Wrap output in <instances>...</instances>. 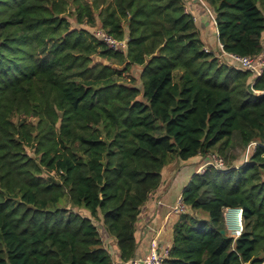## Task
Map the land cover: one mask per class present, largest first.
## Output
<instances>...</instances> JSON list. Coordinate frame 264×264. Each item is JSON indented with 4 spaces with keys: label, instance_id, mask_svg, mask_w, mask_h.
<instances>
[{
    "label": "trees",
    "instance_id": "16d2710c",
    "mask_svg": "<svg viewBox=\"0 0 264 264\" xmlns=\"http://www.w3.org/2000/svg\"><path fill=\"white\" fill-rule=\"evenodd\" d=\"M202 1L225 53L264 52V0ZM252 80L204 51L183 0H0V264H114L101 229L131 261L163 169L211 155L226 171L184 187L163 264H262L264 70Z\"/></svg>",
    "mask_w": 264,
    "mask_h": 264
},
{
    "label": "crops",
    "instance_id": "0c3cea01",
    "mask_svg": "<svg viewBox=\"0 0 264 264\" xmlns=\"http://www.w3.org/2000/svg\"><path fill=\"white\" fill-rule=\"evenodd\" d=\"M183 3L186 12L194 20L204 48L213 53L220 62L232 65L227 58L220 55L213 15L206 3L202 0H183ZM207 161L208 158L197 156L183 163L171 162L163 169L160 187L145 202L135 224L137 248L134 260L138 264L142 263L151 249L160 251L171 246L173 226L179 218V214L173 213L171 208L181 196L188 180L190 181L189 175L192 172L196 174L197 169ZM100 236L114 264H129L120 261L114 239L102 229Z\"/></svg>",
    "mask_w": 264,
    "mask_h": 264
},
{
    "label": "built area",
    "instance_id": "2783aa9c",
    "mask_svg": "<svg viewBox=\"0 0 264 264\" xmlns=\"http://www.w3.org/2000/svg\"><path fill=\"white\" fill-rule=\"evenodd\" d=\"M96 39L101 41L104 46L112 51V52H125L127 48V38H123L121 40H118L109 34H107L103 29L100 27L94 28V30L91 32ZM218 49L220 51V55L227 58L228 61L232 64V66L250 71L253 74V81L258 78L262 71L264 70V52L255 58L251 57H241L234 54L225 53L223 51V47L220 43H218ZM205 52H209L207 48H204ZM255 143H251L248 148L246 149V152L244 154V161H246L247 157L255 147ZM205 167H213L215 170L219 172H225L226 167L223 159L217 155H211L208 158V161L204 164ZM186 210L181 196L176 201L175 205L172 206L171 211L173 213H184ZM233 212H237V217L234 218L232 216ZM225 223H226V230L229 232V236L236 238L240 235L242 230V220H241V209L236 208H228L225 210ZM169 253V247L163 248L162 250H156L151 249L146 256V258L142 261L141 264H163L164 259L168 256ZM129 264H138L137 261L132 259L128 262ZM264 264V262L262 263Z\"/></svg>",
    "mask_w": 264,
    "mask_h": 264
},
{
    "label": "rangeland",
    "instance_id": "374dc122",
    "mask_svg": "<svg viewBox=\"0 0 264 264\" xmlns=\"http://www.w3.org/2000/svg\"><path fill=\"white\" fill-rule=\"evenodd\" d=\"M90 32H92L94 29L91 28H87ZM263 45H264V36H263ZM94 61H103L97 57H94ZM224 62H226V60H224ZM114 68H117L114 66ZM140 71H141V67L138 66H132L129 70L128 74H124V82L127 85H133L136 88H141V80H140ZM243 154L242 151H237L236 152V160H234V163H238L239 161H243ZM177 167H179V164L177 165ZM206 169V167L203 165L202 167L197 169L198 174H201L204 170ZM171 170V169H170ZM194 176V173L192 172L191 175H189L190 180L191 178ZM189 182V180H188ZM227 234L229 235V232L227 231Z\"/></svg>",
    "mask_w": 264,
    "mask_h": 264
},
{
    "label": "bare ground",
    "instance_id": "6f19581e",
    "mask_svg": "<svg viewBox=\"0 0 264 264\" xmlns=\"http://www.w3.org/2000/svg\"><path fill=\"white\" fill-rule=\"evenodd\" d=\"M232 216H233L234 218H236V217H237V212H233V213H232Z\"/></svg>",
    "mask_w": 264,
    "mask_h": 264
}]
</instances>
